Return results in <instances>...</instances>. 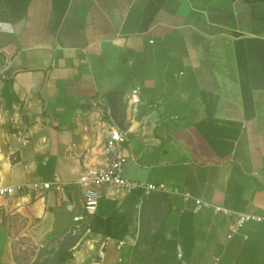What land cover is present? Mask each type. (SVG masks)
Wrapping results in <instances>:
<instances>
[{
	"label": "crops",
	"instance_id": "0c3cea01",
	"mask_svg": "<svg viewBox=\"0 0 264 264\" xmlns=\"http://www.w3.org/2000/svg\"><path fill=\"white\" fill-rule=\"evenodd\" d=\"M0 115V183L62 186L0 208L36 246L76 235L63 264L103 242V264H264V222L228 237L234 215L181 195L264 216V0H0ZM110 125L124 176L164 190L132 205L100 187L86 216L77 179L104 162ZM113 215L121 239L91 230ZM0 264H17L1 225Z\"/></svg>",
	"mask_w": 264,
	"mask_h": 264
},
{
	"label": "built area",
	"instance_id": "2783aa9c",
	"mask_svg": "<svg viewBox=\"0 0 264 264\" xmlns=\"http://www.w3.org/2000/svg\"><path fill=\"white\" fill-rule=\"evenodd\" d=\"M137 89L132 91L129 102L135 104V95ZM93 106L97 107L96 104ZM1 118V115H0ZM125 140V132L114 125L108 127L107 132L104 135L103 153L105 160L102 164L94 168L85 169L78 177L77 183L81 188L82 204L85 215H90L96 212L101 194L99 188L103 186L114 187L121 189L126 193L132 191H141L144 195L151 193H159L164 190L163 185H155L152 183L137 182L127 179L124 176L126 155L124 153L123 142ZM50 189L61 190L62 186L59 182H22L12 185H3L0 183V197H13L21 195L28 191H48ZM177 193L176 190L173 191ZM184 202L190 203V208L193 212H198L202 208H211L216 214H222L224 216H233V227L228 237H231L232 233L237 231L244 223L249 221L264 222V216H255L248 213H236L228 208L219 205H213L202 199L195 198L189 193L181 194ZM86 216L75 217L74 221H79ZM106 242H103L97 251L95 257H93L88 264H103L104 247ZM217 259L214 260L213 264ZM187 264L179 254V263Z\"/></svg>",
	"mask_w": 264,
	"mask_h": 264
},
{
	"label": "rangeland",
	"instance_id": "374dc122",
	"mask_svg": "<svg viewBox=\"0 0 264 264\" xmlns=\"http://www.w3.org/2000/svg\"><path fill=\"white\" fill-rule=\"evenodd\" d=\"M0 225L9 235L12 258L17 264H32L37 256H40L39 261H42L60 250V240H49L41 246L32 244L22 233L25 221L18 214L6 213L2 208H0ZM74 251L75 246L72 249V252Z\"/></svg>",
	"mask_w": 264,
	"mask_h": 264
},
{
	"label": "trees",
	"instance_id": "16d2710c",
	"mask_svg": "<svg viewBox=\"0 0 264 264\" xmlns=\"http://www.w3.org/2000/svg\"><path fill=\"white\" fill-rule=\"evenodd\" d=\"M141 195L142 193L140 191H132L128 195V200L132 205H134L137 202V200L141 197ZM115 220H116L115 215L108 217L105 220L94 218L92 221L93 223L91 225V230L101 232L110 237L121 239L124 234V229L122 228L123 224L117 231L113 232V226L115 225ZM114 228L116 229L117 226H115ZM118 232L120 234H117ZM78 239H79L78 237H76L75 235H71V234L65 236L62 240L59 241L61 243L60 250H58L53 256L47 257L43 259L42 261H39L40 256H37L32 264H63L65 263L66 261L72 259L73 257L72 249L77 243Z\"/></svg>",
	"mask_w": 264,
	"mask_h": 264
}]
</instances>
